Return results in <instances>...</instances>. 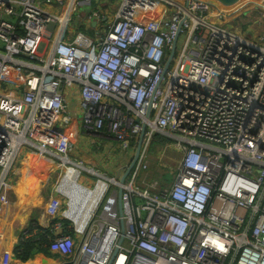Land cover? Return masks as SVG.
<instances>
[{
	"label": "built area",
	"instance_id": "2783aa9c",
	"mask_svg": "<svg viewBox=\"0 0 264 264\" xmlns=\"http://www.w3.org/2000/svg\"><path fill=\"white\" fill-rule=\"evenodd\" d=\"M227 18L208 0H0V211L31 149L105 184L84 224H43L59 264H264V21L253 39ZM77 95L81 125L132 154L126 169L143 134L124 183L72 156ZM158 137L173 142L165 186Z\"/></svg>",
	"mask_w": 264,
	"mask_h": 264
},
{
	"label": "crops",
	"instance_id": "0c3cea01",
	"mask_svg": "<svg viewBox=\"0 0 264 264\" xmlns=\"http://www.w3.org/2000/svg\"><path fill=\"white\" fill-rule=\"evenodd\" d=\"M230 1L231 3L239 2L238 4L236 3L238 7L233 10L234 12L235 10L240 11L249 0ZM79 103L80 98L78 95L71 98L72 121L66 127H62L75 143L72 156L82 158L88 166L95 167L102 174L122 178L127 171L126 166L130 162L132 154L122 152L120 146H116L115 141L109 135L108 137H104L98 133L86 130L81 125V107ZM105 130L106 134H111L108 128ZM62 169H64V166L62 167L55 158L41 156L31 149L22 150L1 198L0 264H6L5 255L17 247L16 244L20 241V236L27 231L32 222L43 226L48 220L52 222L60 221L62 226L57 231L64 232L73 225L74 220H77L79 223L84 218V213L88 210L84 207L85 202L89 200L83 198L84 195L82 193H79L78 197L83 199L71 205V209L68 210L70 213L75 211V218L71 219L69 216H64L63 199L68 196L59 189V185L64 177V175L61 176ZM83 172L85 173L80 174L78 177L79 182L85 186L92 187V175L87 171ZM58 176H61V181L57 186L54 182ZM171 183H164V186ZM58 199H61V202ZM59 263L60 259L56 253L42 247L40 250H36L28 261L21 262L14 257V260L12 258L9 264Z\"/></svg>",
	"mask_w": 264,
	"mask_h": 264
},
{
	"label": "rangeland",
	"instance_id": "374dc122",
	"mask_svg": "<svg viewBox=\"0 0 264 264\" xmlns=\"http://www.w3.org/2000/svg\"><path fill=\"white\" fill-rule=\"evenodd\" d=\"M208 1L216 2L217 5L220 6L222 9H227L228 11H231V10L235 9L236 7H238L236 5L239 3V2H236L237 4L231 3L230 0H221V1L208 0ZM262 2H264V0H262ZM252 10L253 11H250L251 13L249 15L245 14L244 13L245 11L244 12H241V11L237 12V13L233 14V16L230 15L227 18V20L222 19V25L226 26V27H231V28H234V26L236 25V26H238V29H236V28L233 29L236 32H238L244 36H248L250 38H253V39L255 38V36L259 37L261 35V32H263L261 30L262 27H260V24L262 21H264V9H261V7H258V6H254V8ZM212 19L216 22L220 21L219 18H217V17H212ZM164 143L172 144L173 142H171L169 140L161 141V140H159V138H157L151 147V155H150V159H149L151 175L153 177L159 178L164 183H171V181L173 182V179H175L176 173L173 170L164 169L161 166L160 160L158 158V155H160V152L163 149V146H165ZM167 156H168L166 158L167 163H171L172 158L173 159L178 158L179 154L175 150L174 146L167 148ZM86 165H88V164H86ZM83 171H82V174L85 173ZM65 172H66L65 168L62 169L61 176L64 175ZM90 175H92L91 177H93V186L91 187V189H93L95 187L94 183L97 182L98 176L94 175L93 173H90ZM61 176H58L56 178V180L54 182L55 185H57V186L59 185V183L61 181L60 180ZM65 191H66V189H65ZM101 196H103V194ZM63 200H64L63 210L68 211L70 209L71 203H72L71 197L70 196L65 197ZM78 201H80V200H77L76 203H78ZM89 201H91V200H89ZM89 201L86 202V204L84 206L86 209H88L91 206L90 203L92 204V201L91 202H89Z\"/></svg>",
	"mask_w": 264,
	"mask_h": 264
},
{
	"label": "bare ground",
	"instance_id": "6f19581e",
	"mask_svg": "<svg viewBox=\"0 0 264 264\" xmlns=\"http://www.w3.org/2000/svg\"><path fill=\"white\" fill-rule=\"evenodd\" d=\"M254 6H258L261 7V9H264V2H262V0H249L247 2V4L240 9L241 10H245L246 13H250V11H253L252 9L254 8ZM229 9V8H228ZM226 10V11H225ZM222 11L224 12V14L229 17L228 15L233 12H227V9H222ZM79 175H80V170L78 168H70L67 172L65 177L63 178L61 184L59 185V189L62 190V192L64 194H66L68 197H71V205H73L74 203H76L77 200L83 199V198H87L88 200L92 201V204L90 203V207L88 208L87 212H82L85 214L84 218H82V221L80 223H85V220L87 219L90 210L93 208L95 202L99 199V197L102 195V193L105 190V184L103 183H99L97 186H95L93 189H91V187L85 188L87 186L83 185L82 183L79 182ZM66 189V191H65ZM79 193H82L83 198H79L78 195ZM89 201V202H91ZM86 203V202H85ZM82 205V204H80ZM82 207V206H80ZM71 209V208H70ZM80 209V208H79ZM83 209V208H82ZM78 210V208H77ZM75 212V211H74ZM70 213L69 211H67V215L70 218H75V213ZM82 214V213H81Z\"/></svg>",
	"mask_w": 264,
	"mask_h": 264
},
{
	"label": "trees",
	"instance_id": "16d2710c",
	"mask_svg": "<svg viewBox=\"0 0 264 264\" xmlns=\"http://www.w3.org/2000/svg\"><path fill=\"white\" fill-rule=\"evenodd\" d=\"M52 236V229L45 228L38 223L30 225L27 231L21 235L19 244L14 249L15 257L21 262H26L32 258L36 250H40L42 247L50 251Z\"/></svg>",
	"mask_w": 264,
	"mask_h": 264
},
{
	"label": "water",
	"instance_id": "95a60500",
	"mask_svg": "<svg viewBox=\"0 0 264 264\" xmlns=\"http://www.w3.org/2000/svg\"><path fill=\"white\" fill-rule=\"evenodd\" d=\"M173 55H174V49H172V52H171V56H170L169 62L171 61ZM142 140H143V134H142V136H141V138H140V141H139V144H138V147H137V150H136L135 156H134V158H133V160H132V162H131L129 168L127 169L125 175L121 178V182H122V183H124V181H125V179H126L128 173L130 172L132 166L135 164V162H136V160H137V158H138V156H139V151H140V146H141ZM119 192H120V193H119V194H120L119 196H121L122 188H120Z\"/></svg>",
	"mask_w": 264,
	"mask_h": 264
},
{
	"label": "clouds",
	"instance_id": "9594fccd",
	"mask_svg": "<svg viewBox=\"0 0 264 264\" xmlns=\"http://www.w3.org/2000/svg\"><path fill=\"white\" fill-rule=\"evenodd\" d=\"M94 175H96V174H94ZM98 176V175H97ZM88 187V186H87Z\"/></svg>",
	"mask_w": 264,
	"mask_h": 264
}]
</instances>
